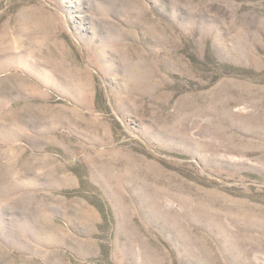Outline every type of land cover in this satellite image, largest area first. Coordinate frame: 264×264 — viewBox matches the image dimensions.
Listing matches in <instances>:
<instances>
[{
  "label": "rangeland",
  "instance_id": "obj_1",
  "mask_svg": "<svg viewBox=\"0 0 264 264\" xmlns=\"http://www.w3.org/2000/svg\"><path fill=\"white\" fill-rule=\"evenodd\" d=\"M0 264H264V0H0Z\"/></svg>",
  "mask_w": 264,
  "mask_h": 264
}]
</instances>
